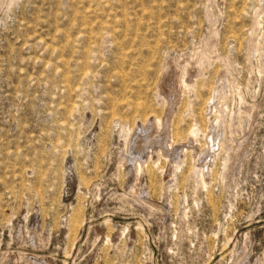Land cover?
<instances>
[{
	"label": "rangeland",
	"instance_id": "obj_1",
	"mask_svg": "<svg viewBox=\"0 0 264 264\" xmlns=\"http://www.w3.org/2000/svg\"><path fill=\"white\" fill-rule=\"evenodd\" d=\"M0 264H264V0H0Z\"/></svg>",
	"mask_w": 264,
	"mask_h": 264
},
{
	"label": "bare ground",
	"instance_id": "obj_2",
	"mask_svg": "<svg viewBox=\"0 0 264 264\" xmlns=\"http://www.w3.org/2000/svg\"><path fill=\"white\" fill-rule=\"evenodd\" d=\"M196 127H197V125H196ZM197 134H198V129H193L192 130V137L191 138H193V136H195V135L197 136Z\"/></svg>",
	"mask_w": 264,
	"mask_h": 264
}]
</instances>
